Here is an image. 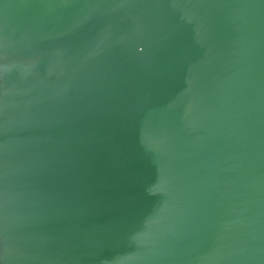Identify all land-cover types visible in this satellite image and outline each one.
Segmentation results:
<instances>
[{
  "label": "water",
  "instance_id": "obj_1",
  "mask_svg": "<svg viewBox=\"0 0 264 264\" xmlns=\"http://www.w3.org/2000/svg\"><path fill=\"white\" fill-rule=\"evenodd\" d=\"M0 264H264V0H0Z\"/></svg>",
  "mask_w": 264,
  "mask_h": 264
}]
</instances>
